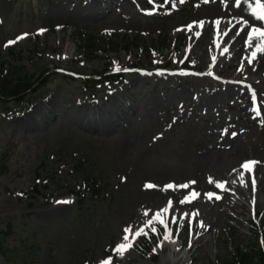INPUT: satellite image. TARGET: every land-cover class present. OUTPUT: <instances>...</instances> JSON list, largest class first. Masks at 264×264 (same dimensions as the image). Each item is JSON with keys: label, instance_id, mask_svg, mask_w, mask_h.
I'll use <instances>...</instances> for the list:
<instances>
[{"label": "rangeland", "instance_id": "1", "mask_svg": "<svg viewBox=\"0 0 264 264\" xmlns=\"http://www.w3.org/2000/svg\"><path fill=\"white\" fill-rule=\"evenodd\" d=\"M77 3L0 0V63H5L0 78H34L45 69L54 74L28 101L8 103L0 97V237L7 249H16L9 257L0 250V264H102L109 257L112 264H164L172 241L157 244L158 235L146 225L158 212L150 210L153 203L163 209L167 199L175 201L173 216L184 223L178 234L172 218L169 227L183 242L180 255L191 249L187 264H228L238 249L256 256L251 264H260L257 227L264 226V190L253 195L254 206L252 195L241 197L244 207H234L231 219L225 221L226 214L220 219L212 243H192L189 219L203 205L226 211V204L209 199V193L214 198L218 193L204 187L208 175L218 177L222 170L216 172L208 161L203 168L198 161L205 144L217 146L221 155L230 140L235 148L227 153L235 165L264 156V80L255 77L263 83L258 91L241 81L233 84L210 63L219 46L211 39L214 23L229 9L246 11L243 0L239 7L234 0H130L134 16L115 9L107 19L86 16L69 24ZM25 33L27 38L5 47ZM82 34L97 38V53L84 51ZM111 41L120 47L109 46ZM68 48L73 54L64 59ZM117 67L129 69L127 79L100 92L66 77ZM204 73L209 79L203 80ZM202 83L206 94L218 97L206 117L197 94ZM123 88L130 95H118ZM81 163L86 173L77 170ZM257 172L255 167L245 174L247 184ZM94 182L101 186L99 195ZM170 184L189 187L165 191ZM193 190L198 197L181 204ZM64 200L70 203H57ZM199 220L197 215L195 224ZM129 225L133 232L148 231L151 255L141 243L146 236L122 257L114 253ZM155 227L160 233L162 226Z\"/></svg>", "mask_w": 264, "mask_h": 264}, {"label": "bare ground", "instance_id": "2", "mask_svg": "<svg viewBox=\"0 0 264 264\" xmlns=\"http://www.w3.org/2000/svg\"><path fill=\"white\" fill-rule=\"evenodd\" d=\"M78 3L74 7V13L69 15L68 23L69 24H75L74 21L79 20V18H83L86 16H92L94 19L102 20L107 19L108 16L111 13H114L115 9L117 10H123V13L125 16H134L136 12L135 9L131 7V5L128 3L130 0H121L119 2L108 1L107 4L104 7H101L104 9V15L99 16L98 11H95L92 5L96 4H105L106 0H77ZM88 2H91L92 5H88ZM92 7L93 11H91L89 8ZM58 10V9H57ZM61 10V9H60ZM120 14V11H119ZM222 17H220L221 22L219 25L216 26V30L212 34V38L214 40L221 37L222 42L220 48L217 50V58L214 61L213 69L216 70L218 73H223L224 68L232 67L235 70L231 71V73L225 72V74L230 75L234 77L235 79H242L246 77V81L251 85H257L261 86L263 83L260 80L259 82L256 80L255 77H259L262 80H264V56L258 57L256 61L253 62V65H248L247 60L244 59L245 56L248 55V53L251 51V49H246L243 40H241V37L244 36V25L239 22V19L242 17L243 20L249 21L250 17L247 15V13L243 11H235L233 10L231 14L224 11L222 13ZM101 17V18H100ZM81 21V20H79ZM230 25L232 26V29L229 31L226 26ZM234 32H239V35L233 36ZM231 37V39H230ZM225 48H227V52H225ZM66 53V51L64 52ZM72 51L70 48H68L67 54L63 56V58H69L70 55H72ZM230 58L228 61L223 62L224 58ZM241 63H243L244 70L238 71V68L241 66ZM209 79V76L204 77L203 80ZM197 94L198 98H200L202 109L204 116H208L212 110L214 111L218 105L216 95H210L209 93L206 94V89L203 88L202 84H197ZM124 92L127 95H130V91H128L126 88L123 89ZM202 93V94H201ZM121 94V92L119 93ZM203 95V97H202ZM114 105L117 104V102L113 103ZM123 108L128 109L131 111L129 106L124 102V105L119 103ZM155 104V103H154ZM39 106L35 105L34 109ZM51 108L49 107V110ZM134 114V112H133ZM144 116V114H143ZM197 116V114H196ZM145 117V116H144ZM137 121V120H136ZM136 121H133V124H136ZM235 147L232 145V142L230 140H226V147L223 148L224 152H221L222 154H219L217 146H211L210 144H205L203 149L200 151V157L198 161H202L203 168H205V162L208 161L209 165H211L212 168L216 169V172L219 170V168H222L221 172L218 173V177H214L212 175H208L207 181H205L204 187L210 190L213 188L214 191L218 193V197L220 199H215L214 201L216 203L221 202L223 204H226V211H213L211 208L207 205H203L197 212L199 213L201 220L207 224V226L203 228L199 227H193V234H195L192 238L193 244H198L201 240L205 239L206 243H212V235L216 234V227L218 224H220V219L225 218V214L227 219H231V216H233L232 209L234 207H244V203L242 202V196H253L255 193L261 194L264 190V156L259 159V163H257L254 168L256 167L258 169V172L255 174V180H256V190L253 194L252 187H251V180L249 181L247 187H244L241 185V181L239 179L240 172L242 169H240V165L232 164L231 159L232 157H229V153H227L229 150H233ZM236 157V156H235ZM253 158H256L253 156ZM247 160V159H246ZM252 179V178H251ZM233 181H235L233 183ZM216 183H220L224 185V188H217ZM166 207L168 200H166ZM153 207H156L157 211L161 210L160 202L155 201L153 203V206H151L150 210H153ZM176 207V206H174ZM192 213L189 215L191 217ZM234 217V216H233ZM154 218V214L153 217ZM174 235V234H173ZM175 242H171L172 252L171 257L165 258L163 260L164 264H187L189 257L192 258V256H189V253L191 249L188 248V250L184 253V255H180V251L182 248H184L183 243L180 241H176V235L172 238ZM183 253V250L181 254ZM187 260V261H186Z\"/></svg>", "mask_w": 264, "mask_h": 264}, {"label": "snow or ice", "instance_id": "3", "mask_svg": "<svg viewBox=\"0 0 264 264\" xmlns=\"http://www.w3.org/2000/svg\"><path fill=\"white\" fill-rule=\"evenodd\" d=\"M149 2L151 3L152 0H149ZM180 3L185 2V0H179ZM203 2L207 3L209 2V0H203ZM243 3L246 6V11H247V15L250 17L249 21H245L243 20V18L241 17L239 19V22L241 24H243L245 27L244 29H242L244 31V36L241 37V40H243L245 48L246 49H251V51L248 53L247 56L244 57L245 60H247L248 65H253V62L256 61L258 59V57L264 56V2H262V0H243ZM234 4L236 7H239L241 4V0H234ZM173 7H175V3H173ZM145 14L148 15H152L154 14L153 12H146ZM217 25H219L220 21H216L215 22ZM204 22L200 21L199 22V26L203 27ZM196 26L195 24L193 26H189V30H191V27ZM43 30H40V33L38 34H42ZM197 35H199V33H197ZM239 35V32H234L233 36H237ZM28 34H22V36L17 37L15 41H9L7 42V44L5 45V47L10 46L14 43H17L19 40L27 38ZM231 39V37H230ZM225 52H227V48H225ZM213 60H215V58H213ZM117 72L119 71H124L127 72L129 71V69H121L120 67H117L115 69ZM244 67H243V63H241V66L238 68V71H243ZM157 75H164V73L162 71H158L156 73ZM181 75H184L186 73H179ZM209 75H212V73H209ZM246 79V77H245ZM242 83V82H241ZM246 87L251 88L250 85H246ZM252 96H253V100L255 99V92L253 90L252 92ZM257 111V115H259V109L256 110ZM233 135H235L233 133ZM259 163L257 161H245L240 165V169H242V171L240 172L239 175V179L241 181V185L244 187H247L248 184L245 181V174H251L254 171V166ZM235 181H233L234 183ZM195 181L190 182V184H194ZM154 187H157L155 185L152 184H147L146 188L148 189H152ZM189 184H184V185H166L164 190L166 191L169 188L172 189H177V188H188ZM216 187L217 188H224L223 184L220 183H216ZM251 187H252V192L253 194L255 193L256 190V180H255V176L252 175V179H251ZM209 199H212V194L209 193L208 194ZM198 197V194L193 190L189 195L185 196L184 199H182L180 201L181 204L184 203H190L192 202V200L196 199ZM216 199H220V197H215ZM57 203H63V204H68L70 203V201L64 200V201H57ZM252 204L253 206L255 205V197L253 196V200H252ZM172 207V202L171 200L168 201V207H165L163 209H161L160 211L156 212L155 217L153 219H150L147 222V229L148 231L159 235L163 236L164 240H168V241H172L175 242L174 240H172V229L169 227V221L168 219H166L165 217L167 216V214L169 213V209ZM145 215H148V213H145ZM196 215H199V213H195L193 214V219L195 218ZM187 214H185V218H186ZM254 218H255V213H254ZM171 223L172 224H176L177 225V234L179 233V229L182 228L184 226L183 220L181 221H177L176 217H172L171 219ZM155 224H160L163 228V232L162 233H158L157 229L155 227ZM198 226L200 228H204L205 225L203 223V221H200ZM191 227V225L189 224V228ZM148 231L145 230L144 227H140L137 228L135 230V232H133V226L129 225L128 227H126L123 232V236H122V242L118 243L117 246L114 249V253L119 254L121 257L125 254V252H127L128 250H130L133 246H134V242L135 240H138L141 236H147L148 235ZM130 236L132 237V240H130ZM261 244L264 245V239L261 240ZM160 246V245H158ZM191 246V245H189ZM102 264H112V260L109 257L108 259H105L104 261H102Z\"/></svg>", "mask_w": 264, "mask_h": 264}, {"label": "trees", "instance_id": "4", "mask_svg": "<svg viewBox=\"0 0 264 264\" xmlns=\"http://www.w3.org/2000/svg\"><path fill=\"white\" fill-rule=\"evenodd\" d=\"M85 42H86V51L85 52H90L89 54H93V52H95V48L96 45H93L94 39L92 37H87L85 38ZM49 71H46L44 74L47 75ZM106 72L107 69L104 72L101 73H97L95 72L94 75H92L90 78L87 79H83V83L86 87L89 86L90 83L96 81V80H100V79H104V80H109L111 81H118L119 79V74L115 75L114 73H111L110 75H108ZM44 76V75H43ZM71 78V76H68ZM42 78V77H41ZM40 78V79H41ZM74 78V77H72ZM43 78V83L44 82ZM47 79V78H46ZM21 80V79H20ZM19 80V82L17 84H14L12 82L9 83H5V82H1V88L3 90V94L6 95L8 98L13 97L16 98L17 100L21 101V99L23 97H25L26 95H31L32 92L36 91V89L38 88V84H39V80L38 81H31L29 79H22L21 81ZM41 84V83H40ZM39 84V86H40ZM96 188V185H95ZM264 231V229H263ZM10 228H9V232L7 234H10ZM4 239L5 238H1L0 237V250L1 252L6 255L7 257H9V253H15L16 249L14 250H9L5 247V243H4ZM260 262L261 264H264V248L260 250ZM253 261V256H251L249 253L247 252H242V251H238L237 254H235V256H233V258L228 262V264H251V262Z\"/></svg>", "mask_w": 264, "mask_h": 264}]
</instances>
